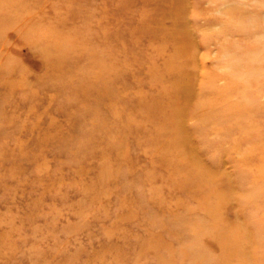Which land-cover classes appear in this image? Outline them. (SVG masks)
I'll list each match as a JSON object with an SVG mask.
<instances>
[{
    "label": "rangeland",
    "instance_id": "rangeland-1",
    "mask_svg": "<svg viewBox=\"0 0 264 264\" xmlns=\"http://www.w3.org/2000/svg\"><path fill=\"white\" fill-rule=\"evenodd\" d=\"M0 264H264V0H0Z\"/></svg>",
    "mask_w": 264,
    "mask_h": 264
}]
</instances>
